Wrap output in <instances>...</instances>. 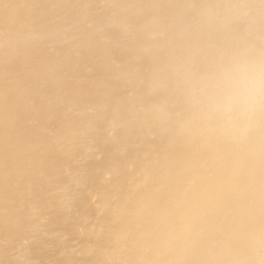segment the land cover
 <instances>
[{"label": "bare ground", "instance_id": "obj_1", "mask_svg": "<svg viewBox=\"0 0 264 264\" xmlns=\"http://www.w3.org/2000/svg\"><path fill=\"white\" fill-rule=\"evenodd\" d=\"M264 54V0H0V264H264V113L212 103Z\"/></svg>", "mask_w": 264, "mask_h": 264}, {"label": "clouds", "instance_id": "obj_2", "mask_svg": "<svg viewBox=\"0 0 264 264\" xmlns=\"http://www.w3.org/2000/svg\"><path fill=\"white\" fill-rule=\"evenodd\" d=\"M212 103L236 122L264 113V54L241 56L226 65L214 85Z\"/></svg>", "mask_w": 264, "mask_h": 264}]
</instances>
